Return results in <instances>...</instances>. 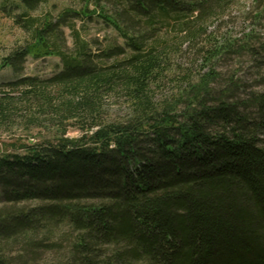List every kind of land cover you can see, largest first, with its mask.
<instances>
[{
	"label": "trees",
	"instance_id": "16d2710c",
	"mask_svg": "<svg viewBox=\"0 0 264 264\" xmlns=\"http://www.w3.org/2000/svg\"><path fill=\"white\" fill-rule=\"evenodd\" d=\"M18 1L31 38L0 66L18 77L0 84V130L51 135L0 155V264H264V94L229 102L174 63L186 44L216 54L208 22L227 0H82L57 16ZM89 23L110 34L88 39ZM29 57L62 69L22 77Z\"/></svg>",
	"mask_w": 264,
	"mask_h": 264
},
{
	"label": "rangeland",
	"instance_id": "374dc122",
	"mask_svg": "<svg viewBox=\"0 0 264 264\" xmlns=\"http://www.w3.org/2000/svg\"><path fill=\"white\" fill-rule=\"evenodd\" d=\"M18 3V0H0V66L4 58L14 49L26 45L31 38L30 34L15 23V19L21 14V11L15 8ZM81 6L82 0H51L34 16H40L46 11L57 16L66 8L80 9ZM81 25L82 23L79 22L78 26ZM208 28L213 43L210 48L216 54L211 57L204 51L199 53L195 50H187V44L184 45L183 51L174 57L175 65L181 68L178 72V80L188 74L192 83H198L211 75L210 86L216 92H226L229 102L240 103L250 95L264 94V0H227L222 9L216 11L208 22ZM85 29L84 35H87L88 39H102L110 34L102 25L95 23L86 24ZM179 33L178 27L166 26L159 35L173 41ZM179 44L180 42H175L174 48L179 49L181 47L178 46ZM231 46H233L232 52L227 53V48ZM208 48L205 47V49ZM215 48H223L222 53H217ZM244 48H253L255 53L252 55L251 51H246ZM61 69L60 59L57 57L38 60L29 57L24 64L22 77L46 79L59 73ZM16 78H18L17 75L10 68L0 70V84L14 81ZM175 90L176 86L169 82L157 92L158 96H170ZM117 105L116 100L107 102L108 114H111L112 118L120 116ZM72 126L67 131L68 136L78 137L81 134L80 131ZM50 135L46 128L22 127L17 122L11 128L0 130V155L14 153L17 151L15 147L29 145L30 141L42 142ZM2 203L0 198V208ZM39 256L42 261L51 262L56 259L54 253L46 251L39 252Z\"/></svg>",
	"mask_w": 264,
	"mask_h": 264
}]
</instances>
